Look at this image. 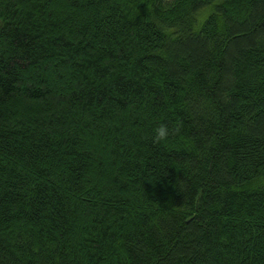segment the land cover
<instances>
[{
  "label": "trees",
  "instance_id": "16d2710c",
  "mask_svg": "<svg viewBox=\"0 0 264 264\" xmlns=\"http://www.w3.org/2000/svg\"><path fill=\"white\" fill-rule=\"evenodd\" d=\"M0 264H264V0H0Z\"/></svg>",
  "mask_w": 264,
  "mask_h": 264
},
{
  "label": "clouds",
  "instance_id": "9594fccd",
  "mask_svg": "<svg viewBox=\"0 0 264 264\" xmlns=\"http://www.w3.org/2000/svg\"><path fill=\"white\" fill-rule=\"evenodd\" d=\"M171 129L165 124H160L153 129V140L162 141L171 134Z\"/></svg>",
  "mask_w": 264,
  "mask_h": 264
}]
</instances>
